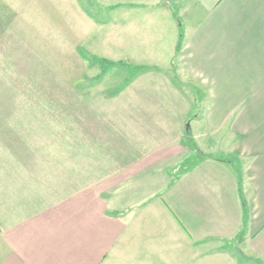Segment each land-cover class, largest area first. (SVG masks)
Instances as JSON below:
<instances>
[{"label":"crops","instance_id":"1","mask_svg":"<svg viewBox=\"0 0 264 264\" xmlns=\"http://www.w3.org/2000/svg\"><path fill=\"white\" fill-rule=\"evenodd\" d=\"M122 9L123 46L138 43L139 59L113 63L143 69L132 81L158 65H175L178 83H191V71L220 80L235 56L248 69L237 67L236 87L207 94L217 104L173 124L171 138L154 137L152 162L125 172L83 146L53 151L47 124L0 72V264H154L165 246L264 264V0H125ZM35 10L36 0H0V49L8 34L20 40L21 19L34 25ZM158 218L173 245L159 242Z\"/></svg>","mask_w":264,"mask_h":264},{"label":"rangeland","instance_id":"2","mask_svg":"<svg viewBox=\"0 0 264 264\" xmlns=\"http://www.w3.org/2000/svg\"><path fill=\"white\" fill-rule=\"evenodd\" d=\"M75 1L84 15L72 5V0L66 6L62 2L61 8L56 3L62 11L60 15L54 2L36 0L34 25L21 19L20 28L26 31L20 30V40L8 34L0 49L4 84L18 91L21 105L35 108L37 122L47 124L46 135L50 131L53 151H73L83 146L85 152L99 155L106 170L136 169L141 160L152 162L153 156L148 152H155L154 137L171 138L173 124H179L180 118L188 115L196 117L205 105L217 104L207 94L214 88L236 87L237 82L232 78L237 67L248 69L235 56L234 64L227 65L225 77L220 80L205 79L206 76L191 71V83H178L172 79L175 65H158L142 81L132 79L125 89L136 70L107 66L108 62H128L131 53V62L139 59V54H135L139 52L136 49L139 44L135 40V49L123 46L124 28L129 24L122 9L125 0ZM118 5L121 6L114 8ZM131 17L133 27H138L140 14ZM155 50L159 54L165 51L160 48L152 51ZM207 77L211 76L207 74ZM177 83L185 87L181 89L186 92L185 97L176 94ZM146 106L158 107L159 111L148 112ZM142 137H152L153 141L141 144ZM186 139L191 142V137ZM157 223L155 228L163 236L159 242L173 245L166 237V226L160 227L162 219L158 218ZM188 229L190 235L199 230L191 226V219ZM161 252L160 257H151L154 264H243L237 255L233 256L234 262L224 256H205L199 246L191 250L165 246Z\"/></svg>","mask_w":264,"mask_h":264},{"label":"trees","instance_id":"3","mask_svg":"<svg viewBox=\"0 0 264 264\" xmlns=\"http://www.w3.org/2000/svg\"><path fill=\"white\" fill-rule=\"evenodd\" d=\"M179 48H180V44H179V46H178ZM102 62H104V60L102 61ZM105 64H106V62H104ZM107 66H120V67H124V68H129V66H128V64H126V63H107ZM136 70V74L133 76H131V77H129V79L127 80V82H126V84H128L136 75H138L141 71H143V69H141V68H132V69H130V71H132V70ZM129 81V82H128ZM193 162H195V161H191V160H187L183 165H182V168L180 169V171H179V173H185V172H188L189 170H191V167L193 166Z\"/></svg>","mask_w":264,"mask_h":264}]
</instances>
